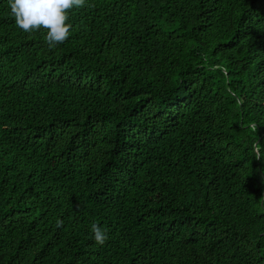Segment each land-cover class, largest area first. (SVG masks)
Here are the masks:
<instances>
[{"label": "trees", "instance_id": "obj_1", "mask_svg": "<svg viewBox=\"0 0 264 264\" xmlns=\"http://www.w3.org/2000/svg\"><path fill=\"white\" fill-rule=\"evenodd\" d=\"M68 22L50 49L0 0V264H264V0Z\"/></svg>", "mask_w": 264, "mask_h": 264}, {"label": "clouds", "instance_id": "obj_2", "mask_svg": "<svg viewBox=\"0 0 264 264\" xmlns=\"http://www.w3.org/2000/svg\"><path fill=\"white\" fill-rule=\"evenodd\" d=\"M85 3L86 0H9V7L19 29L28 33L44 29L45 42L50 49H54L66 42L71 34L69 12L84 7ZM256 159H261L259 151L256 152ZM56 227H63V221L58 219ZM91 231L96 243L104 245L108 239L107 230L93 223Z\"/></svg>", "mask_w": 264, "mask_h": 264}]
</instances>
